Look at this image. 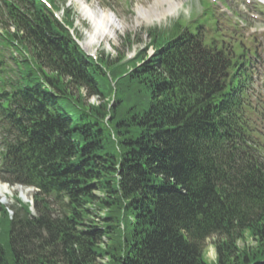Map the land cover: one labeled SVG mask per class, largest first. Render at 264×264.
I'll list each match as a JSON object with an SVG mask.
<instances>
[{
  "label": "trees",
  "instance_id": "obj_1",
  "mask_svg": "<svg viewBox=\"0 0 264 264\" xmlns=\"http://www.w3.org/2000/svg\"><path fill=\"white\" fill-rule=\"evenodd\" d=\"M52 13L0 0V180L36 209L0 205V264H264V99L242 40L176 20L132 60L93 59Z\"/></svg>",
  "mask_w": 264,
  "mask_h": 264
},
{
  "label": "rangeland",
  "instance_id": "obj_2",
  "mask_svg": "<svg viewBox=\"0 0 264 264\" xmlns=\"http://www.w3.org/2000/svg\"><path fill=\"white\" fill-rule=\"evenodd\" d=\"M173 2L177 4L175 8L158 17H156V10L160 12L162 7L164 9L167 8V4L155 5V0H57L58 8L55 9L63 19L66 8L72 14V24L70 26L80 39L79 43L86 53H96L97 56L103 53L111 58L121 54L125 58L134 56L139 49L144 47V43L148 41L146 32L150 27H169L177 16H179V22L184 23L195 19H199L201 22L207 21L213 15V20L216 21L218 30L216 35L220 34L225 40H231V37H235L242 40L245 48L250 47L257 52L260 61L258 66H261L257 69L258 84L264 91V12L257 8L259 4H262L261 0H217L216 3H213L212 0H174ZM219 4L227 12L226 15L217 9ZM151 7L155 9L147 17H143L139 13L142 8L149 9ZM101 9L113 11L119 17L120 23L114 27L115 32H113L112 36L103 35L100 40L87 45L85 43L88 41V35L93 29L89 14L97 15ZM202 11H204V14L201 16ZM209 24L208 22L203 27L207 35L212 33V30H209ZM151 50L149 47L148 53H151ZM0 58L3 60L4 68L9 72L8 75L14 79L15 75L12 71H14L15 63L10 57V50L0 46ZM70 90L75 92L74 88H70ZM83 93L85 94V91ZM85 101L97 103L100 98L89 96ZM1 133L0 123V140ZM1 149L2 145H0ZM0 184H5L9 188L19 186H11L1 180ZM4 190L7 193L8 189ZM19 192L22 198L25 199L27 196L26 201L19 197L17 190H13L11 195H7L8 202L4 203L3 198L0 197V204L5 206L11 216H14L15 210L19 206L17 202V199H19L23 203L28 202L31 214L35 215L36 209L33 202L35 189L30 188L28 192L24 188H20ZM44 198L47 200L50 209L53 211L57 210V204L51 197L45 196ZM212 241L213 238L210 237L204 243L203 252L206 261H214L215 250Z\"/></svg>",
  "mask_w": 264,
  "mask_h": 264
},
{
  "label": "bare ground",
  "instance_id": "obj_3",
  "mask_svg": "<svg viewBox=\"0 0 264 264\" xmlns=\"http://www.w3.org/2000/svg\"><path fill=\"white\" fill-rule=\"evenodd\" d=\"M173 1L174 0H155V3H154L155 5L167 4V8L164 9L162 7V10L160 12H158V10H156V12H157L156 17L163 15L167 11H171V9H174L177 4L174 3ZM154 9H155L154 7H151L149 9H143L142 8L141 10H139V13L142 14L143 17H147L148 14H150L151 11H153ZM153 14H155V13L153 12ZM89 16H90L92 24H93V29H92L91 33L88 35V38H87L88 41L85 43L87 45L92 44V43L100 40V37H103V35L112 36L113 32H115L114 27L120 23L119 17L113 11H110V10L101 9L97 15H94L93 13H91V14H89ZM6 188L8 189L7 193H6V190H4ZM20 188H24L28 192L30 191V188H28L26 186L19 185L16 187L9 188L5 184H0V197L3 198V202L4 203L8 202L7 201V195H11L13 190H17V193L20 195L19 197L22 198L21 194L19 192ZM1 189H3V190H1ZM28 192H27V194H28ZM22 199H23V201H26L27 196L25 199L24 198H22Z\"/></svg>",
  "mask_w": 264,
  "mask_h": 264
}]
</instances>
